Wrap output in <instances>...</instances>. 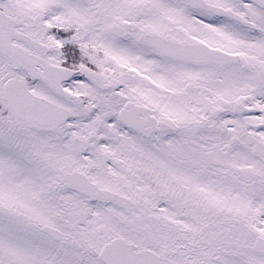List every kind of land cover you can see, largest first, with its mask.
Masks as SVG:
<instances>
[{
	"label": "snow or ice",
	"instance_id": "6c2138e0",
	"mask_svg": "<svg viewBox=\"0 0 264 264\" xmlns=\"http://www.w3.org/2000/svg\"><path fill=\"white\" fill-rule=\"evenodd\" d=\"M0 264H264V0H0Z\"/></svg>",
	"mask_w": 264,
	"mask_h": 264
}]
</instances>
